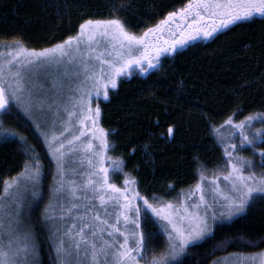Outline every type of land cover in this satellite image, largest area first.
Here are the masks:
<instances>
[{"label":"snow or ice","instance_id":"obj_1","mask_svg":"<svg viewBox=\"0 0 264 264\" xmlns=\"http://www.w3.org/2000/svg\"><path fill=\"white\" fill-rule=\"evenodd\" d=\"M127 7L116 2L110 5L113 13ZM256 15L264 17V0H186L141 35L129 31L123 19L112 15L84 20L75 36L50 47L27 48L19 41L3 46L7 51H0V116L22 113L40 133L55 164L52 191L57 196L67 191L69 199L88 202L61 208L59 217L50 214L51 201L45 208L46 222L71 219L63 232L51 224L49 238L56 264H180L189 246L214 235L218 221L244 212L257 197L264 199V149L258 150L262 169L259 173L256 162L239 152L251 147L257 154L255 145L264 143V112L241 120H234L233 113L221 125H210L222 146L225 165L211 177L204 175L201 166L199 181L178 207L172 201L157 206L141 195L139 181L125 172L126 161L109 155L119 145L109 140L112 130L99 125V104L93 107V100H107L110 90L118 88L122 76H131L134 67L147 72L160 65L164 54L176 52L188 41L213 37L221 29ZM61 65H71L75 69L72 75L78 78L68 98L70 103L63 106L57 102L58 94L37 95L42 85L29 79L42 69ZM49 113L52 119L44 122L49 131H44L41 118ZM253 122L261 127L252 128ZM3 125L0 119V137L4 142L17 137L29 160L20 173L3 181L0 191V264H35L37 242L31 229L20 230L21 209L28 194L34 199L41 196L43 165L27 137ZM225 126L230 129L227 138ZM174 131V126L169 125L168 134ZM237 136L238 143L228 142ZM142 147L147 153L149 145ZM135 151L131 149V153ZM68 157H78L81 166H87L80 183L66 179L77 175L75 168L65 167ZM138 170L137 165L133 171ZM112 174L124 177L122 186L112 181ZM78 192L83 195L77 196ZM152 198L160 199L155 193ZM142 214L144 222L154 216L161 224L165 236L162 249L153 246L156 234L144 231ZM227 244V240L220 241L216 248L223 249ZM234 264H264V250L236 254Z\"/></svg>","mask_w":264,"mask_h":264},{"label":"trees","instance_id":"obj_2","mask_svg":"<svg viewBox=\"0 0 264 264\" xmlns=\"http://www.w3.org/2000/svg\"><path fill=\"white\" fill-rule=\"evenodd\" d=\"M128 5L113 13V3ZM186 0H0V51L16 41L27 48L50 47L75 36L86 19L118 15L129 31L141 34L177 10ZM101 125L112 130L110 141L119 147L109 155L126 161L125 172L139 181L141 195L158 204L178 198L181 191L210 177L225 165L224 153L211 126L229 115L241 120L264 112V17L253 16L222 29L209 39H196L161 57L158 67L120 80L107 100L100 99ZM15 111V110H14ZM167 113V114H166ZM8 128L27 137L43 165V199L32 211V225L40 245V264H56L51 240L40 217L53 182L54 164L39 132L15 111ZM169 125L175 131L168 134ZM149 145L146 153L143 144ZM135 148V153L131 149ZM261 149H264V143ZM28 154L17 137L0 138V191L3 181L21 172ZM30 162V161H29ZM138 171H133L136 166ZM124 177L112 174L121 185ZM171 185V186H170ZM160 199L155 200L152 194ZM153 232V246H163L165 236L153 217L144 222ZM227 240L223 249L216 244ZM154 246V247H155ZM264 250V199L257 197L232 220L214 227V235L193 244L180 264H212L232 254Z\"/></svg>","mask_w":264,"mask_h":264},{"label":"rangeland","instance_id":"obj_3","mask_svg":"<svg viewBox=\"0 0 264 264\" xmlns=\"http://www.w3.org/2000/svg\"><path fill=\"white\" fill-rule=\"evenodd\" d=\"M256 16H258V15H256ZM141 34H137V35H141ZM196 39H209V38H204L203 36H200V37H197ZM196 39H194V40H196ZM191 41H193V40L188 41V43L191 42ZM180 48H178V49H180ZM166 54H171V53H166ZM166 54H164V55H166ZM73 71H75V69L71 65H61L58 68L57 67H51V68L42 69L36 75H34V76L30 75L29 76V79L32 80L33 82L38 83L39 85H42V88H38L37 89V91H36V94L37 95L52 97L53 95L58 94V101L57 102H58V104H60L61 106H63L66 103H70V101H69L68 98L71 95H73V88L78 83V78L72 75ZM65 72H67V75H65ZM139 72H143L139 67H134L132 69V74H136V73H139ZM125 77H127V76H122L121 79H123ZM54 81H55V87H53V82ZM100 99H103V98H100ZM99 100H93V107H95V105L98 103ZM20 114L23 115L22 113H20ZM34 115H36L38 118L41 117V113H39V112H35ZM60 115L63 116L64 113L61 112ZM0 119H2L4 121V125L3 126L5 128H8L9 122L12 121L11 118L7 117L6 115L0 116ZM51 119H52V116H51L50 113L47 114L46 117L41 118V122H42V124H44V131H49L48 125L44 123L45 120L50 121ZM98 122H99V125L102 127V125H101V114H100V116L98 118ZM259 127H261V124L260 123L253 122L252 128H259ZM57 130L58 131L60 130L59 127L57 128ZM229 131H230V129L227 126H225L224 129H223V133H224V137L225 138L228 137ZM248 131H249V134H250L251 131H252V129H249ZM67 135L68 134H66V136ZM0 138H2V137H0ZM238 141H239V137L237 136L235 139L230 140L228 142L229 143H238ZM262 146H263V143H257L255 145V148L257 150V154H254V150L251 147H245V148L239 149V152H240L241 155H243V156H245V157H247L249 159H252L253 161L256 162L255 170L257 171V173H259L262 170L261 167H260V163H259L261 157L258 155V150H260L262 148ZM65 167L67 169H72V168H75L76 169L77 175H75V176L68 175L66 177V179L76 180L77 183H80L81 182V180L83 178L82 177V173L83 172H86L88 170L86 165L81 166L78 157H76V158H72V157L66 158ZM222 169H223V167L219 171L215 172L213 175L219 174V172ZM55 170H56V167H55V164H54V173H55ZM213 175H211V176H213ZM53 182H54V177H53ZM53 182L51 183V186L49 188V193H48L47 198H46L47 201H45L44 205L42 206V208H41V214H40V217H41L42 222L44 224L43 227L45 228V230H46V232H47L48 235H49V232L51 230V224L52 223H54L56 225V227L61 230V232L64 231V229H65V227L67 225L71 224V219L70 218L69 219H65V220H61V219L57 218V219H55L54 221H51V222H46L44 220V211H45V208L49 206L50 201L52 203V209L50 210V214L53 215V216H56V217H59L60 216V209L61 208H67L71 203H79V204L88 203L86 201H79V200L69 199L68 198L69 197V193H67V191H65L64 193H61L59 196H57L52 191V189L54 187V183ZM196 184L197 183H195L189 189L184 190L183 191L184 195H181L180 194V196L178 198H176L174 200H169V201H172L173 204H175V205H177L179 207L180 206V202L182 200H184L185 197L190 194L191 190H193L195 188V185ZM117 185H119V184H117ZM120 186H122V184ZM80 195H83V193L78 192L77 193V196H80ZM42 199H43V191H42V188H41V196L39 198H35L34 199L30 194H28L26 196L25 200H24V206L21 209V226H20V230L23 231L25 229H31L33 231L34 235H35V239H36V242H37L38 253H37V256H36L35 264H40V261H41V256L40 255L41 254H40V245H39V243L37 241L36 233H35V230H34L33 225H32V211L34 210L36 204L39 203ZM194 199L195 198H193V200ZM165 202H167V201H165ZM165 202H160L158 204H155V203H153V202L150 201V203H153V204H155L157 206H159L160 204L165 203ZM97 210H100L98 206H97ZM112 211H113L112 209H109V212L110 213ZM81 214H83V209H81ZM101 214L103 215V212H101ZM73 215H75V213H73ZM142 216H143V214H142ZM153 218L156 221H158L156 217L153 216ZM232 219H230V220H232ZM141 220H142V217H141ZM230 220L218 221L216 223V225L219 224V223H223V222L230 221ZM200 241H202V240H200ZM200 241H196L193 244H196V243H198ZM155 247L158 250L163 248V246H155ZM186 252L180 258V260L184 257V255L186 254ZM257 253H260V252H257ZM236 254L237 253L232 254V255H228V256H224L222 258L217 259L214 262H215V264H234ZM239 254H241V253H239ZM214 262L212 264H214ZM142 264H143V262H142Z\"/></svg>","mask_w":264,"mask_h":264}]
</instances>
